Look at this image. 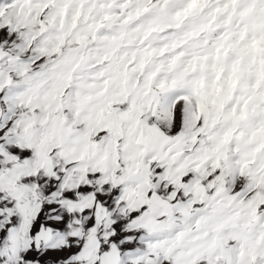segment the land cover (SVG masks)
Here are the masks:
<instances>
[{"label":"snow or ice","instance_id":"6c2138e0","mask_svg":"<svg viewBox=\"0 0 264 264\" xmlns=\"http://www.w3.org/2000/svg\"><path fill=\"white\" fill-rule=\"evenodd\" d=\"M0 264H264V0H0Z\"/></svg>","mask_w":264,"mask_h":264}]
</instances>
